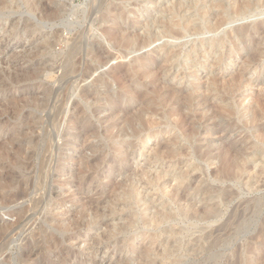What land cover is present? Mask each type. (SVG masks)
Wrapping results in <instances>:
<instances>
[{
  "label": "rangeland",
  "instance_id": "1",
  "mask_svg": "<svg viewBox=\"0 0 264 264\" xmlns=\"http://www.w3.org/2000/svg\"><path fill=\"white\" fill-rule=\"evenodd\" d=\"M2 1L0 145L3 136L11 144L9 156L0 158V264L263 263L264 0L242 11L239 0H179L187 1L184 11L175 0H6V7ZM185 10L199 30L143 45V30L153 27L155 16L166 13L164 22L182 23ZM215 15L222 27H215ZM82 35L81 65L66 77L72 43ZM163 48L179 54L165 85L156 75L167 60ZM243 66L249 83L239 90L244 97L234 99L226 85ZM220 68L226 81L219 84L212 74ZM211 89L215 106L206 116L213 120L205 123L187 101L193 91L205 97ZM218 106L230 111L227 117H214ZM82 118L89 129H78ZM222 154L242 169L235 177L222 176ZM81 166L80 180L74 173ZM7 196L21 199L9 203ZM217 239L219 246L211 247Z\"/></svg>",
  "mask_w": 264,
  "mask_h": 264
},
{
  "label": "bare ground",
  "instance_id": "2",
  "mask_svg": "<svg viewBox=\"0 0 264 264\" xmlns=\"http://www.w3.org/2000/svg\"><path fill=\"white\" fill-rule=\"evenodd\" d=\"M2 1V0H1ZM0 1V2H1ZM4 2H6V0H3ZM2 1V3H3V5H4V2ZM30 1V0H29ZM40 1V0H39ZM43 1V0H42ZM153 1V0H152ZM169 1V0H168ZM179 1V0H178ZM181 1V0H180ZM179 1V2H180ZM188 1H190V0H188ZM10 2V1H9ZM165 2V1H164ZM170 2H171V0H170ZM172 2H173V0H172ZM207 2V1H206ZM254 0H239L238 1V5H239V7H240V11H242V9H244V10H249L250 8H252L253 6H254ZM264 2V1H263ZM1 3V4H2ZM99 3V2H98ZM101 3V2H100ZM150 3V2H149ZM167 3V2H166ZM165 3V4H166ZM174 3H176V4H174ZM174 3H172V4H174V6H176V8H179V9H181L182 11H184V5L187 3V1H184V2H180V3H177V1L175 0V2ZM217 3V2H216ZM215 3V4H216ZM235 3V2H234ZM10 4V3H9ZM210 4V3H209ZM236 4V3H235ZM95 5H96V3H95ZM99 5V4H98ZM211 5V4H210ZM214 5V4H213ZM212 5V7H214ZM234 5V4H233ZM238 5L236 4L235 6L236 7H238ZM12 6V5H11ZM14 6V5H13ZM165 6H167V5H165ZM169 6V5H168ZM173 6V5H172ZM178 6V7H177ZM234 6V7H235ZM4 7H6V5H4ZM102 7V6H101ZM156 7V6H155ZM170 7H171V5H170ZM10 9H11V7H9ZM161 8V7H160ZM163 8V7H162ZM173 8V7H172ZM186 9H187V7H185ZM206 8V7H205ZM1 9V8H0ZM2 9H3V7H2ZM9 9V10H10ZM158 9V8H157ZM170 9V8H169ZM168 9V10H169ZM6 10V9H5ZM57 10V9H56ZM118 10V9H117ZM173 11V10H172ZM238 11V9L236 10V12ZM58 12V11H57ZM244 12V11H243ZM242 12V13H243ZM53 13V12H52ZM54 13H55V11H54ZM53 13V15H54V18L57 16L58 17V14H59V12H58V14L55 16V14ZM118 13V12H117ZM163 13H165V11L163 12ZM220 13V12H219ZM237 13H240V12H237ZM245 13V12H244ZM48 14V13H47ZM166 14V13H165ZM165 14H161V15H159L158 17H154V21H153V23H152V21H151V23H152V25H150L149 23L148 24H145V25H150V26H153L152 28H147V30H146V28L143 30L144 31V37L142 38V43H143V45H150V44H152V43H154V42H156V41H158L161 37V35H164V36H166V35H173V36H177V35H179L180 36V34H182L183 33V31H185V30H191V31H197V30H199V26L197 25V24H195L194 22H193V20L192 21H190V18L188 19L186 16H188V12H186V10H185V15L183 16V18H184V20H185V18H187V20H185V21H182V23L181 22H178V21H173V19L172 20H167L166 22H164V19L163 18H165ZM221 14V13H220ZM119 15V14H118ZM95 16V15H94ZM50 17V16H49ZM52 17V16H51ZM57 17H56V19H57ZM53 18V17H52ZM215 18H216V25H215V27L217 26V27H219V26H221L222 25V20H221V18L218 16V15H215ZM90 19V18H89ZM147 19V18H146ZM167 19V18H166ZM212 19V18H211ZM159 20H161V21H159ZM158 21H159V23H158ZM213 22V21H212ZM12 24V23H11ZM215 24V23H214ZM210 25V24H209ZM88 26V25H87ZM124 26V25H123ZM137 26V25H136ZM7 27V26H6ZM27 27V26H26ZM145 27V26H144ZM222 27V26H221ZM117 28V27H116ZM121 28V27H120ZM126 29V28H125ZM214 29V28H213ZM121 30V29H120ZM215 30V29H214ZM217 30V29H216ZM125 31V30H124ZM121 32V34L122 33H125V32ZM139 31V30H138ZM83 32V31H82ZM117 32V31H116ZM126 32H127V30H126ZM214 32H216V31H214ZM8 33V32H7ZM140 33V32H139ZM244 33V32H243ZM115 34H117V33H115ZM108 35V34H107ZM117 36V35H116ZM121 35H119V36H117V38L118 37H120ZM136 35H134L133 37H135ZM124 37V36H123ZM132 37V38H133ZM140 37V36H139ZM122 38V37H121ZM126 39H129V38H127V37H125ZM131 38V39H132ZM120 39V38H119ZM133 39H135V38H133ZM140 39V38H139ZM47 40V39H46ZM69 40H70V38H69ZM49 41V40H48ZM64 41V40H63ZM74 41V40H73ZM135 41V40H134ZM49 42H51V41H49ZM83 42H85L84 41V35H82V36H80L79 38H77L73 43H72V46H71V50H70V53H69V67L67 68V71H66V73H65V76L66 77H68V76H70V75H74L75 73H76V71L78 70V66H79V64L81 63H78L79 62V59H77V61H76V57H77V54H79V51H80V49H81V45H83ZM117 42V41H116ZM119 42V41H118ZM131 42H132V40H131ZM140 42H141V40H140ZM219 41H217L216 43L214 42V46L216 45V47H214V48H216V49H219L218 47H219V43H218ZM52 43V42H51ZM127 43V42H126ZM129 43V42H128ZM260 43V42H259ZM258 43V44H259ZM262 43V42H261ZM54 44V43H53ZM117 44V43H116ZM133 44H134V42H133ZM138 44H139V41H138ZM68 45V44H67ZM126 45V44H125ZM39 46H40V44H39ZM52 46V45H51ZM129 46V45H128ZM53 47V46H52ZM94 47V46H93ZM140 47V46H139ZM145 47V46H144ZM260 49V48H259ZM259 49L257 50V53H259L260 51L262 52V50L260 49V51H259ZM40 50V49H39ZM44 50V49H43ZM95 50V49H94ZM97 50V49H96ZM95 50V51H96ZM161 51H163V55H166V58L165 59H167V60H165V62H163L164 63V65L163 64H161V65H163V66H161L162 67V69H161V71H160V69H159V73L158 74H156V75H158L156 78H157V80L158 81H160L159 83L161 84V83H163V81H164V85H165V80L164 79H168V77H172L173 76V74H172V71L175 69V58L177 59V57L179 56V54L177 53V50H174V49H169V48H163V50H161ZM256 51V50H255ZM42 52V51H41ZM45 52V51H44ZM69 52V51H68ZM92 52V51H91ZM98 52V51H97ZM96 52V53H97ZM95 54V52H92V54ZM217 53V52H216ZM94 54L92 55V56H94ZM201 54V53H200ZM211 54V53H210ZM214 54V53H213ZM254 54V53H253ZM32 55V54H31ZM96 55V57H97V54H95ZM99 55V54H98ZM256 55H258V54H256ZM67 56V55H66ZM91 56V55H90ZM91 56V57H92ZM205 56H207V55H205ZM254 56H255V54H254ZM260 56V55H259ZM32 57V56H31ZM208 57V56H207ZM222 57V56H221ZM80 58V57H79ZM213 58V57H212ZM250 57H248V59H249ZM95 59V58H94ZM93 59V60H94ZM98 59V58H97ZM205 58H203V60H204ZM207 60V58L204 60V61H206ZM247 60V59H246ZM37 61V60H36ZM92 61V60H91ZM211 61V60H210ZM217 61H219V60H217ZM216 61V62H217ZM243 61H245V60H243ZM251 61V60H250ZM83 62V61H82ZM96 62V61H95ZM202 62V61H201ZM221 62V61H220ZM220 62H218V63H220ZM246 62V61H245ZM20 63V62H19ZM247 63V62H246ZM191 64V63H190ZM212 64V63H211ZM215 64V63H214ZM213 64V65H214ZM81 65V64H80ZM244 65V64H243ZM22 66H23V64H22ZM36 66V65H35ZM92 66V65H91ZM249 66V65H248ZM90 67V66H89ZM93 67V66H92ZM197 67V66H196ZM241 67H242V65H241ZM245 67V68H244ZM21 68V67H20ZM63 68V67H62ZM91 68V67H90ZM193 68V67H192ZM243 68L244 69H242V70H240L241 72H240V74H236L237 76L236 77H231L232 79L231 80H229L230 82H228L227 83V85H226V87L229 89L228 91H230V92H232V93H230V94H233V98L234 99H237L238 97L239 98H241L242 96L244 97V95L242 94V93H240V89H241V87H243V84L245 83V81L247 80V76H246V73H247V66H243ZM61 69V68H60ZM89 69V68H88ZM158 69V68H157ZM238 69V68H237ZM179 70V69H178ZM190 70V69H189ZM42 71V70H41ZM85 71V70H84ZM88 71V70H87ZM152 71V70H151ZM154 71V70H153ZM218 71V70H217ZM29 72V71H28ZM34 73H35V71H33ZM65 72V71H64ZM200 72V71H199ZM209 72V71H208ZM239 72V71H238ZM31 73V72H30ZM36 73H38V72H36ZM79 73H80V71H79ZM149 73V72H148ZM153 73V72H152ZM152 73H151V75H152ZM213 73V72H212ZM250 73V72H249ZM9 74V73H8ZM87 74V73H86ZM90 74V73H89ZM147 73H145V75H146ZM161 76H160V75ZM178 74V73H177ZM209 74V73H208ZM219 74H223V76H221L220 77V75ZM25 75V74H24ZM30 74H28V76H29ZM37 75V74H36ZM85 75V74H84ZM142 75V74H141ZM140 75V76H141ZM224 75H226L225 74V71L223 70V69H221L220 68V70H219V72H218V74H215L214 76H213V74H212V77H214V78H217L218 80V83L219 82H225L224 81V79H226V77L224 76ZM22 76V75H21ZM38 77H39V74L37 75ZM64 76V75H63ZM88 76V75H87ZM131 76H132V74H131ZM147 76V79H148V76L149 75H146ZM154 76V75H153ZM181 76V75H180ZM174 76L172 79L174 80V79H179L180 81H183V80H185V77L184 76ZM219 76V77H218ZM26 77V76H25ZM31 78L30 79H32V76H30ZM33 77H35V76H33ZM133 77H134V75H133ZM150 77V76H149ZM206 77V76H205ZM19 78V77H18ZM24 78V77H23ZM84 78V77H83ZM86 78V77H85ZM141 78H142V76H141ZM144 78V77H143ZM146 78V77H145ZM210 78L211 77H209V80H210ZM25 79V78H24ZM133 79V78H132ZM151 79V78H150ZM171 79V80H172ZM203 79V78H202ZM249 79H251L250 77H249ZM21 80V79H20ZM85 80V79H84ZM220 80H222V81H220ZM25 81V80H24ZM178 81V80H177ZM211 81H213L212 79H211ZM250 81H252V80H250ZM17 82H18V80H17ZM138 82V81H137ZM152 82V81H151ZM210 82V81H209ZM97 83H101V86H105V87H107V85L109 84H107V82H106V80H100L99 82L97 81ZM158 83V82H157ZM174 83V82H173ZM208 83V82H207ZM216 83V82H215ZM247 83H249V82H247ZM247 83H245L246 85H247ZM73 84V83H72ZM124 84V83H123ZM154 84V83H153ZM167 84V83H166ZM201 84V83H200ZM203 84V83H202ZM211 84H212V82H211ZM220 84V83H219ZM250 84H251V82H250ZM110 85V84H109ZM173 85V84H172ZM221 85H222V83H221ZM255 85V84H254ZM121 86H123V85H121ZM176 86V85H175ZM175 86H174V88H175ZM178 86V85H177ZM185 86V85H184ZM203 86V85H202ZM206 86V85H205ZM208 86H210L209 85V83H208ZM213 86L215 87V85L213 84ZM212 86V87H213ZM219 86V85H218ZM217 86V87H218ZM261 86V85H260ZM93 87V86H92ZM97 87H100L99 85L97 86ZM127 87V86H126ZM155 87V86H154ZM170 87V86H169ZM168 87V88H169ZM245 87V86H244ZM25 88V87H24ZM166 88V87H165ZM173 88V89H174ZM16 89V88H15ZM19 89V88H18ZM95 89V88H94ZM93 89V90H94ZM129 89H130V87H129ZM173 89H172V92H173ZM259 89V88H258ZM263 89V88H262ZM14 90V89H13ZM12 90V91H13ZM130 90H132V88L130 89ZM194 90V89H193ZM201 90V89H200ZM203 90V89H202ZM207 90V89H206ZM17 91V90H16ZM15 91V92H16ZM104 91V90H103ZM107 91V90H106ZM175 91V90H174ZM191 91V90H190ZM210 91V90H209ZM251 91V90H250ZM260 91V90H259ZM9 92H11V91H9ZM83 92V91H82ZM94 92V91H93ZM93 92H91V94L93 93ZM108 92V91H107ZM148 92V91H147ZM153 92H154V90H153ZM164 92V91H163ZM197 92H199L198 94H197ZM47 93V92H46ZM89 93L90 92H88V95H89ZM157 93V92H156ZM188 93H189V91H188ZM207 93V92H206ZM206 93H205V95H206ZM210 94L209 95H207V96H205V97H202L201 95H199L200 94V91H198V90H195V91H193V93H191V94H193L191 97H189L190 99H188V103L190 102H192V104H194V106H196L195 108H196V111H194V112H196V113H198V112H200V111H204L203 113L202 112H200L201 114H203V116H201L202 117V119H200L201 121H204L205 123H207V122H209L212 118H210V117H212V116H206V111H207V108H209L210 109V107L211 106H213L215 103H214V101H213V95H215V91H213V89H211V91L209 92ZM222 93V92H221ZM253 92H251V94H252ZM261 93V92H260ZM264 93V92H263ZM44 94V93H43ZM81 94V93H80ZM93 94H96V93H93ZM92 94V95H93ZM100 94H101V92H100ZM136 94V93H135ZM145 94V93H144ZM159 94V93H158ZM190 94V93H189ZM258 94V93H257ZM262 94V93H261ZM4 95V94H3ZM85 95V94H84ZM104 95V94H103ZM106 95V94H105ZM111 95V94H110ZM146 95V94H145ZM148 95V94H147ZM157 95V94H156ZM164 95H165V93H164ZM184 95H186V94H184ZM203 95V94H202ZM258 95H260V94H258ZM36 96V95H35ZM143 96V95H142ZM169 96H171V95H169ZM169 96H167V97H169ZM187 96H188V94H187ZM187 96H185V97H187ZM213 96V97H212ZM246 96V95H245ZM28 97V96H27ZM83 97V96H82ZM139 97V96H138ZM172 97V96H171ZM181 97V96H180ZM220 97V96H219ZM247 97V96H246ZM259 97H262L261 95L259 96ZM263 97H264V94H263ZM85 98V97H84ZM83 98V99H84ZM87 98V97H86ZM143 98V97H142ZM170 98V97H169ZM168 98V99H169ZM257 98V100H258V97H256ZM93 99V98H92ZM127 99V98H126ZM149 99V98H148ZM247 99H248V97H247ZM246 99V100H247ZM38 100V99H37ZM117 100V99H116ZM141 101L143 100V99H140ZM147 100V99H146ZM179 100V99H178ZM243 100H245V99H243ZM256 100V99H255ZM64 101V100H63ZM66 101V100H65ZM64 101V102H65ZM99 101V100H98ZM97 101V102H98ZM125 101V100H124ZM149 100H147V102H148ZM154 101V100H153ZM164 101H165V99H164ZM218 101V100H217ZM238 101V100H237ZM120 102V101H119ZM146 102V101H145ZM152 102V101H151ZM161 102H163V101H161ZM175 102V101H174ZM244 102H246V101H244ZM253 102V101H252ZM261 102V101H260ZM260 102H259V104H260ZM44 103V102H43ZM42 103V104H43ZM115 103V102H114ZM141 103H143V102H141ZM177 103V102H176ZM182 103H183V101H182ZM222 103V102H221ZM220 103V104H221ZM241 103H243V101H242V99H241ZM263 103V102H262ZM116 104V103H115ZM137 104H139V103H137ZM184 104V103H183ZM187 104V103H186ZM228 104V103H227ZM226 104V105H227ZM258 104V105H259ZM62 105H64V103L62 102ZM61 105V106H62ZM144 105V104H143ZM146 105V104H145ZM149 105V104H148ZM151 105V104H150ZM155 104H153V106H154ZM173 105V104H172ZM182 105V104H181ZM190 105V104H189ZM189 105H188V107H189ZM262 105H264V103L262 104ZM53 106V105H52ZM56 106V105H55ZM139 106V105H138ZM147 106V105H146ZM152 106V105H151ZM152 106V107H153ZM183 106V105H182ZM215 106V105H214ZM220 106V105H219ZM218 106V107H219ZM42 107V106H41ZM65 105H64V109H65ZM104 107V106H103ZM192 107V106H191ZM256 107V106H255ZM261 106H259V108H260ZM56 108V107H55ZM58 108H59V106H58ZM100 108V107H99ZM145 108V107H144ZM177 108V107H176ZM178 108H180V107H178ZM184 108V107H183ZM250 108V107H249ZM263 108H264V106H263ZM262 108V109H263ZM59 109H61V107L59 108ZM114 109V108H113ZM147 109V108H146ZM191 109V108H190ZM204 109H206V110H204ZM208 109V110H209ZM217 109V108H216ZM261 109V110H262ZM53 110V109H52ZM51 110V111H52ZM55 110V109H54ZM106 110H108V109H106ZM138 110V109H137ZM140 110V109H139ZM154 110V109H153ZM172 110V109H171ZM189 110V109H188ZM218 110V109H217ZM233 110V109H232ZM123 111V110H122ZM135 111V110H134ZM173 111V110H172ZM55 112V111H54ZM58 112V111H57ZM64 112H66V111H64ZM83 112H85V111H83ZM82 112V113H83ZM111 112V111H110ZM115 112V111H114ZM138 112V111H137ZM153 112V111H152ZM155 112V111H154ZM171 112V111H170ZM174 112V111H173ZM229 110H227V108L226 107H219V110H218V114H217V116L215 115L214 117H219V118H224V117H227V114H229ZM246 112V111H245ZM244 112V113H245ZM248 112V111H247ZM251 112V111H250ZM59 113H61V111L59 112ZM63 113V112H62ZM135 113V112H134ZM148 113V112H147ZM182 113V112H181ZM109 114V113H108ZM121 114H123V113H121ZM128 114H130V113H128ZM128 114H126V115H128ZM136 114V113H135ZM138 114H139V112H138ZM144 113H142V114H139V115H143ZM205 114V115H204ZM213 114V113H212ZM57 115V114H56ZM60 115V114H59ZM80 115V114H79ZM78 115V116H79ZM84 115H86V114H84ZM115 115V114H114ZM113 115V113H112V115L111 116H109V117H111V118H114L115 116ZM138 115V116H139ZM181 115V114H180ZM214 115V114H213ZM255 115V114H254ZM55 116V115H54ZM117 116V115H116ZM123 116V115H122ZM130 116V115H129ZM128 116V117H129ZM133 116V115H132ZM145 116V115H144ZM159 116V115H158ZM172 116H173V114H172ZM199 116V115H198ZM58 117V116H57ZM57 117H55L56 119H58ZM62 117V116H61ZM131 117V116H130ZM152 117V116H151ZM182 117H183V115H182ZM200 117V116H199ZM75 118V117H74ZM106 118V117H105ZM124 118H127L126 116L124 117ZM133 118V117H132ZM190 118V117H189ZM54 119V118H53ZM52 119V120H53ZM82 119H84V118H82ZM115 119V118H114ZM113 119V120H114ZM119 119V118H118ZM149 119V118H148ZM147 119V120H148ZM151 119V118H150ZM65 120V119H64ZM109 120V119H108ZM112 120V119H111ZM132 120V119H131ZM140 120V119H139ZM213 120V119H212ZM34 121V120H33ZM56 121V120H55ZM103 121V120H102ZM107 121V120H106ZM125 121V120H124ZM124 121H123V123H124ZM158 121V120H157ZM177 121H178V119H177ZM200 121V122H201ZM53 122H54V120H53ZM62 122V121H61ZM78 122V121H77ZM113 122V121H112ZM125 122H127V121H125ZM131 122V121H130ZM134 122V121H133ZM132 122V123H133ZM35 123V122H34ZM92 122H90V124H91ZM104 123V122H103ZM118 123H119V121H118ZM188 123V122H187ZM204 123V124H205ZM120 124V123H119ZM128 124V123H127ZM126 124V125H127ZM137 124V123H136ZM218 124V123H217ZM50 125V124H49ZM78 125V129H81V126H85V125H89V121L88 120H86V119H84V120H82L81 122H80V124H77ZM116 125H117V121H114V124H113V127L115 126L116 127ZM123 125V124H122ZM122 125H121V127H122ZM186 125V124H185ZM55 126V125H54ZM150 126H152L151 124H150ZM192 126V125H191ZM214 126H215V124H214ZM219 126V125H218ZM217 126V127H218ZM121 127H119V129L121 128ZM127 127V126H126ZM182 127H183V125H182ZM195 127V126H194ZM209 127V126H208ZM211 127V126H210ZM3 128V127H2ZM1 128V129H2ZM21 128V127H20ZM46 128V127H45ZM90 128V125H89V127H88V129ZM184 128V127H183ZM183 128H182V130H183ZM189 128V127H188ZM212 128V127H211ZM214 128V127H213ZM93 129V128H92ZM114 129V128H113ZM118 129V130H119ZM122 129V128H121ZM121 129H120V131H121ZM134 129V128H133ZM132 129V130H133ZM216 129V128H215ZM223 129V128H222ZM32 130V129H31ZM30 130V131H31ZM73 130V129H72ZM115 130V129H114ZM189 130V129H188ZM195 130V129H194ZM16 131V130H15ZM20 131V130H19ZM207 131V130H206ZM205 131V132H206ZM54 132V131H53ZM167 132V131H166ZM196 132V131H195ZM214 132V131H213ZM216 132V131H215ZM5 133V132H4ZM28 133H29V130H28ZM70 133V132H69ZM89 133V132H88ZM109 133H110V131H109ZM118 133V132H117ZM122 133V132H121ZM124 133V132H123ZM189 133V132H188ZM194 133V132H193ZM2 134V133H1ZM0 134V135H1ZM16 134V133H15ZM53 134V133H52ZM77 134V133H76ZM83 134V133H82ZM87 134V132L85 133V135ZM90 134H91V132H90ZM112 134V133H111ZM190 134V133H189ZM192 134V133H191ZM196 134V133H195ZM205 134V133H204ZM28 135V134H27ZM44 135V134H43ZM47 135V134H46ZM116 135V134H115ZM187 135V134H186ZM193 135V134H192ZM2 136V135H1ZM12 136V135H11ZM18 136V135H17ZM26 136V135H25ZM54 136V135H53ZM58 136V135H57ZM71 136V135H70ZM72 136H73V134H72ZM71 136V137H72ZM93 136V135H92ZM112 136H113V134H112ZM118 136V135H117ZM121 136H123V135H121ZM145 136V135H144ZM150 136V135H149ZM188 136H190V135H188ZM206 136V135H205ZM222 136V135H221ZM67 137V136H66ZM76 137V136H75ZM84 137V136H83ZM155 137V136H154ZM215 137V136H214ZM1 138H3V141H2V144L0 145V158H4L3 156H5V154H6V156L8 155L7 153H8V151H6L5 152V146L7 145V143L9 144L10 142L7 140V139H5V136H3V137H1ZM8 138V137H7ZM56 138V137H55ZM117 138V137H116ZM142 138V137H141ZM227 138V137H226ZM10 139V138H9ZM76 139V138H75ZM151 139V138H150ZM174 139V138H173ZM223 139V138H222ZM262 139H264V133L262 134ZM164 140V139H163ZM72 142V141H71ZM1 143V142H0ZM12 143H13V141H12ZM55 143V142H54ZM53 143V144H54ZM88 142H85V144H87ZM122 143V142H121ZM175 143V142H174ZM210 143V142H209ZM222 143V142H221ZM231 143V142H230ZM229 143V144H230ZM11 144V143H10ZM48 144V143H47ZM84 144V141H83V143H82V147H85V145H83ZM90 144V143H89ZM125 144V143H124ZM223 144V143H222ZM74 145V144H73ZM206 145V144H205ZM210 145V144H209ZM46 146H48V145H46ZM159 146V145H158ZM165 146V145H164ZM97 147V146H96ZM95 147V148H96ZM124 147V146H123ZM143 147V146H142ZM160 147V146H159ZM9 147L7 146V149H8ZM48 148V147H47ZM46 148V149H47ZM94 149V147L93 146H91V149ZM231 148V147H230ZM229 148V149H230ZM45 149V150H46ZM118 149H119V147H118ZM22 150V149H21ZM120 150V149H119ZM224 150H225V148H224ZM244 150V149H243ZM4 151V152H3ZM52 151V150H51ZM85 151V150H84ZM157 151V150H156ZM164 151V150H163ZM219 151V150H218ZM223 151V150H222ZM231 151V150H230ZM229 151V152H230ZM240 151V150H239ZM242 151V150H241ZM21 152V151H20ZM149 152V151H148ZM152 152V151H151ZM210 152V151H209ZM228 152V153H229ZM243 152V151H242ZM241 152V153H242ZM44 153V152H43ZM83 153H85V152H83ZM150 153V152H149ZM162 153V152H161ZM160 153V154H161ZM10 154V153H9ZM45 154V153H44ZM43 154V155H44ZM167 154V153H166ZM211 154V153H210ZM226 154V153H225ZM225 154L223 155V158H221V155H220V158L222 159V162L221 163H223L222 164V167H221V174H222V176L223 177H225V178H231V177H235L236 175H238L239 173H240V170H242V169H239L240 167L239 166H237V161L236 160H234V159H230L231 157H229V156H226L225 157ZM236 154V153H235ZM234 154V155H235ZM27 155H30V154H26V156ZM140 155H141V153H140ZM215 155V154H214ZM217 155V154H216ZM226 155H228V154H226ZM239 155V154H238ZM238 155H236V156H238ZM9 156V155H8ZM55 156H56V154H55ZM23 157V156H22ZM80 157V156H79ZM145 157V156H144ZM215 157V156H214ZM213 157V158H214ZM26 158V157H25ZM27 158H28V160H29V156H27ZM26 158V159H27ZM31 158V157H30ZM49 158V157H48ZM54 158V157H53ZM76 158V157H75ZM74 158V159H75ZM82 158V157H81ZM81 158H80V160H81ZM238 158V157H237ZM72 159V158H71ZM78 159V158H77ZM215 159V158H214ZM217 159V158H216ZM246 158H244L243 159V161L245 160ZM4 160H5V158H4ZM55 160H57V159H55ZM73 160V159H72ZM76 160V159H75ZM86 160V159H85ZM239 160V159H238ZM59 161H60V158H59ZM74 161V160H73ZM83 161V160H82ZM77 162V161H76ZM52 163V162H51ZM55 163V162H54ZM78 163V162H77ZM85 162H83V165L85 166L86 164H84ZM86 163H89L87 160H86ZM43 164H44V160H43ZM45 164L47 165V162H45ZM44 164V165H45ZM80 164H82V162L80 161ZM248 164V163H247ZM62 165H64V163H62ZM78 166L77 167H79L80 165L79 164H77ZM54 166V165H53ZM89 166V165H88ZM245 166H246V164H245ZM23 167V166H22ZM87 167V166H86ZM86 167H84L85 169H87ZM247 167V166H246ZM44 168V167H43ZM54 168V167H53ZM52 168V169H53ZM71 170V169H70ZM69 170V171H70ZM247 170V169H246ZM66 171V170H65ZM68 171V172H69ZM79 172H77V173H74V174H76L77 175V178H79L82 174H86V172H85V170L83 169V167L81 166L80 167V169L78 170ZM22 172V171H21ZM85 172V173H84ZM44 173V172H43ZM242 173V172H241ZM40 174V173H39ZM45 174V173H44ZM81 174V175H80ZM40 175H43L42 174V172H41V174ZM78 175H80L79 177H78ZM2 176V175H1ZM5 176V175H4ZM7 176V175H6ZM48 176V175H47ZM42 177H44V175L42 176ZM82 177V176H81ZM4 179V178H3ZM72 179V178H71ZM81 179H83V177L82 178H80V180ZM83 181V180H82ZM1 182V181H0ZM3 183H5V184H7L5 181L3 182ZM1 184H2V182H1ZM81 184H82V182H81ZM62 185V184H61ZM5 186V185H4ZM0 188H2V185H1V187ZM3 188H6V186L5 187H3ZM174 189V188H173ZM4 190V189H3ZM10 191V190H9ZM11 192V191H10ZM19 193V192H18ZM90 193V192H89ZM9 194V193H8ZM13 194V193H12ZM21 194V193H20ZM206 194V193H205ZM10 195V194H9ZM19 196V195H18ZM20 196H22V195H20ZM19 196V197H20ZM174 196H175V194H174ZM184 196V195H183ZM182 196V197H183ZM89 198V197H88ZM11 199V200H10ZM14 199V198H13ZM12 199V197L10 198V197H8L7 196V200H10L11 202H9V203H18V200L19 199H21V198H17L16 197V199L17 200H13ZM90 199V198H89ZM93 200V199H92ZM91 201V200H90ZM9 203H7V204H9ZM25 203V202H24ZM6 204V203H5ZM34 205L36 204H40L39 202L38 203H33ZM42 204V203H41ZM60 204V203H59ZM91 206H92V204H90ZM94 205V204H93ZM58 206V205H57ZM10 207V206H9ZM97 207V206H96ZM8 208V207H7ZM40 208V207H39ZM14 209V208H13ZM20 209V208H19ZM89 209H90V207H89ZM199 209V208H198ZM207 209V208H206ZM33 210V209H32ZM20 211V210H19ZM18 211V212H19ZM219 210H217V212H218ZM58 212V211H57ZM59 213V212H58ZM62 213V212H61ZM163 213V212H162ZM200 213V212H199ZM10 215H14L15 213H13V211L12 212H10L9 213ZM158 215V214H157ZM205 215H206V213H205ZM217 215V214H216ZM58 216V215H57ZM59 216H61V215H59ZM63 216V215H62ZM218 216V215H217ZM159 217V216H158ZM216 217V216H215ZM7 218V217H6ZM16 220V219H15ZM151 220V219H150ZM160 220V219H159ZM162 220V219H161ZM17 221V220H16ZM11 222V221H10ZM59 224V223H58ZM92 224V223H91ZM56 225V224H55ZM8 226V225H7ZM58 226V225H57ZM5 227L6 226H4V227H2L1 228V230L3 229V230H5ZM7 228V227H6ZM262 229H263V227H262ZM261 229V230H262ZM178 231V230H177ZM1 233V232H0ZM263 233H264V229H263ZM49 235V234H48ZM210 236V235H209ZM263 237V236H262ZM50 239V238H49ZM215 239V238H214ZM43 240V239H42ZM73 240V239H72ZM220 242L221 241H219L218 239H217V242H214V244L212 245L211 244V247H216V246H219V244H220ZM219 243V244H218ZM144 249V248H143ZM148 249H149V247H148ZM151 249V248H150ZM207 250V249H206ZM199 251V250H198ZM33 252H35L34 251V249H32L31 251L29 250H27V259H26V262H28V260H30L32 257H33ZM144 252V251H143ZM198 253V252H197ZM215 254V253H214ZM199 255V254H198ZM24 256H25V254H24ZM149 256V255H148ZM210 256V255H209ZM197 257H199V256H197ZM209 258V257H208ZM149 259V258H148ZM250 259H252V261H249V262H247L248 264H258V261L257 262H255V261H253V258H250ZM257 259H258V257H257ZM33 260V259H32ZM211 260V259H210ZM152 261V260H151ZM208 261V259L206 260V262ZM263 261V259L261 260V262ZM148 262V261H147ZM150 262V261H149ZM152 262H154V261H152ZM210 262V261H209ZM260 262V264H264V262L263 263H261ZM148 264V263H147ZM150 264V263H149ZM203 264V263H202ZM204 264H205V261H204ZM208 264H210V263H208ZM235 264V263H234Z\"/></svg>",
  "mask_w": 264,
  "mask_h": 264
}]
</instances>
